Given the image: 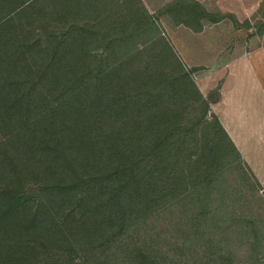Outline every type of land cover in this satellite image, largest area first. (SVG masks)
I'll use <instances>...</instances> for the list:
<instances>
[{
	"label": "trees",
	"instance_id": "1",
	"mask_svg": "<svg viewBox=\"0 0 264 264\" xmlns=\"http://www.w3.org/2000/svg\"><path fill=\"white\" fill-rule=\"evenodd\" d=\"M153 20L142 0H0V182L20 190L0 191V264H176L154 245L185 257L179 239L201 252L241 221V152Z\"/></svg>",
	"mask_w": 264,
	"mask_h": 264
},
{
	"label": "rangeland",
	"instance_id": "2",
	"mask_svg": "<svg viewBox=\"0 0 264 264\" xmlns=\"http://www.w3.org/2000/svg\"><path fill=\"white\" fill-rule=\"evenodd\" d=\"M142 1L148 12L155 17L153 21L156 28L171 41L184 63L193 69L196 83L210 102V114H215L220 118L219 112L224 108L220 104L222 90L227 86V90L234 89L238 84L234 73L235 68L230 65L241 57H249L250 62L260 66L256 72L259 87L254 88L257 91L254 99L247 97L242 99V103H245V106L242 104L244 111L250 103L255 105L253 110L254 112L256 110V119L252 124L254 137H244V153L238 148L242 155L238 165L242 174L237 179L239 183L236 186L237 192L228 195L238 200L237 203L233 200L234 205L237 206V213L241 214L244 211L241 221L235 222L232 228H229L231 223L228 221L216 223L223 231L218 230L215 238L207 234L205 240L207 245L201 252H198L196 240L185 242L179 239L181 244H188L190 247L187 256L183 257L174 248H168L163 252L161 245H154V249L158 251L155 253L168 255L170 259L175 260L176 264H264V0H259L256 4L255 0H211L210 2L214 3L212 12H208L202 6L206 13L202 8L196 7V3H193L195 0L184 1L188 9L178 6L181 3L176 4V0L167 5L155 2V6L150 5V7L147 5L149 0ZM232 1L236 3L234 7L220 6L224 3L232 4ZM162 6L164 7L161 8ZM182 8L186 9L184 14H180L181 11L178 10ZM183 20H187L191 25L188 27L193 29L199 28L198 24L201 23L199 21H203L206 26L202 32L193 33L183 26L185 24L180 23ZM246 72L244 74L239 72L237 75L242 78L241 81L244 84H247L248 80ZM233 104L230 107H233ZM246 115L251 117L249 113ZM2 140L0 135V143ZM253 177H256L258 183ZM0 191L20 192L13 179L0 182ZM226 209L234 210L233 208ZM249 218H253L257 223L256 228L261 234L260 241L246 233V231L253 230V225L248 222ZM164 220L167 219L161 217L157 226L160 230L162 227L163 231H166L169 224ZM180 226L181 224L178 223L179 228ZM138 234H141L143 238V234L147 233L138 231L134 234L130 231L129 236L131 235L132 238L125 239L130 244L128 251L137 248L134 246V238ZM176 236H179V230L174 233V236L172 234L173 240ZM211 238L213 240H210ZM137 241L139 244L141 239ZM211 241L213 242L210 244ZM253 242L256 243L255 246ZM185 245L182 249L186 250L188 246ZM207 247L215 250L213 256H209L206 252ZM106 256H111L116 264H133L125 251L122 253L115 247L105 255H99V260H106ZM78 258L76 264H96L98 260H88L81 256Z\"/></svg>",
	"mask_w": 264,
	"mask_h": 264
},
{
	"label": "crops",
	"instance_id": "3",
	"mask_svg": "<svg viewBox=\"0 0 264 264\" xmlns=\"http://www.w3.org/2000/svg\"><path fill=\"white\" fill-rule=\"evenodd\" d=\"M173 1L175 0H149L147 1L148 2L147 5L148 7H150V5L155 6V2L162 3V5H167ZM195 1L198 2L201 6H203L208 12H212L211 9L214 3L210 2L211 0H195ZM233 1L232 4L224 3V4H220V6L223 7L225 5L227 8H231V6L234 7L236 3H233ZM258 1L259 0H255V4L259 3ZM163 7L164 6H162L161 8ZM200 22L202 27L197 29H193L192 27H188L183 24L180 25H183L185 28H188L191 32L196 33V32H202L203 28L206 26V24H204L203 21ZM232 66L235 68L234 73L236 75V82H238V84H236L234 89L227 90L226 89L228 88L227 86L224 87V90H222L221 93L222 98L220 104L222 105V107L224 106V108H222L223 110L221 109L219 115L223 126L225 127V129L227 130V132L229 133V135L231 136L237 147L240 148L241 152L244 153V137L247 136L249 138L254 137V133H252L253 131L252 124H254V121L256 119V110L254 112L253 109L255 108V105L253 103H250L247 106V109L244 111L243 110L244 107L242 106V104L245 106V103H242V99L244 97H247L248 99L251 100L254 99L253 97L255 96V93H257V91L254 88L255 86H258V79H259L256 72L258 71V68L260 66L254 64L252 61L250 62L249 57H245V58L241 57L240 59L236 60V62H234L232 65H230V67ZM246 70H248V72H246ZM239 72L243 74L244 72L247 73V79H248L247 84H244V82L241 81L242 78H239L237 76L239 75ZM232 103H234L233 107H230ZM246 113L247 114L249 113L251 117L246 115Z\"/></svg>",
	"mask_w": 264,
	"mask_h": 264
}]
</instances>
